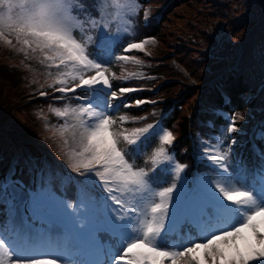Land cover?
Returning a JSON list of instances; mask_svg holds the SVG:
<instances>
[{
  "label": "snow or ice",
  "instance_id": "obj_1",
  "mask_svg": "<svg viewBox=\"0 0 264 264\" xmlns=\"http://www.w3.org/2000/svg\"><path fill=\"white\" fill-rule=\"evenodd\" d=\"M141 7L140 0H0V43L48 69L47 88L62 103L49 107L63 119L54 135L70 170L19 156L0 175V264H264V149L253 143L257 159L249 164L234 135H247L237 121L254 119L253 109L219 114L215 132L193 144L203 169L191 172L162 120L121 113L156 103L134 98L144 89L123 86L150 78L125 70L142 66L133 53L150 55L156 42L135 40ZM259 105L264 115V85ZM253 132L264 140V119Z\"/></svg>",
  "mask_w": 264,
  "mask_h": 264
},
{
  "label": "trees",
  "instance_id": "obj_2",
  "mask_svg": "<svg viewBox=\"0 0 264 264\" xmlns=\"http://www.w3.org/2000/svg\"><path fill=\"white\" fill-rule=\"evenodd\" d=\"M178 0H172V3L166 7V1L165 0H150V4L155 6L156 8L153 10V14L155 13H161V19L160 21H155L153 18L150 20V27L152 28V34L158 36V28L162 29V26L164 23H170L169 20L171 17L174 18L173 23L180 22L182 23V18H177V16H174V7L178 6L177 2ZM88 3H91V0H87ZM143 2V1H141ZM175 3V4H174ZM196 6L200 7V9H196L194 4ZM201 3H207V6H203V8L208 7L212 10H207L206 15L215 17V18H224L226 21V25L224 27H227V31L224 33L216 32L212 35H209L206 37V35L203 37L200 35V38L197 39L195 36L197 35L200 29V26L198 24H195L192 20V18H195L196 11H201ZM193 4V5H192ZM175 5V6H174ZM182 5L190 11V13L185 10V13L187 14V18L184 20V25L182 27H186V32L189 34L188 40L186 39L185 42L187 44H182V52H186L189 50L194 49L196 45H198L201 38L202 41L199 45H203L205 47L199 46L201 49L197 52V56L187 57L184 54L182 55V63L185 64L187 68H190L191 66L195 65V62H198V64L204 65L203 73L199 75V79L202 81H208L213 76H216V82L217 84L221 83L224 80L231 79L232 76L241 79L247 78L248 87H246L243 90L240 89H232L229 90L228 93L230 95L231 103H230V109L233 114L236 112L240 113V115H246V110L251 107L252 109L259 105V99H253L248 98L251 100V104H245L244 98H239V93L241 92V95H245L248 93H252L255 90V86L259 85L264 82V0H182ZM192 5V6H191ZM165 6V7H164ZM236 9V10H235ZM243 9V10H242ZM176 18V19H175ZM199 19H195V21L198 22ZM172 23V24H173ZM229 23V25H227ZM139 26L141 34H148V27H145L142 25L141 21L139 20ZM248 30L246 31V27ZM244 29L245 33L242 34L240 37H238V34L241 33V30ZM197 30V31H196ZM202 31V30H201ZM204 32V31H203ZM162 33V32H161ZM182 31V35H183ZM206 33V32H204ZM227 33V35H225ZM229 34V37H228ZM193 35V37L191 36ZM177 58H179V55H177ZM171 59H165L164 61H156V69H161L163 74H170L174 75L173 73V66L170 64ZM181 60V59H180ZM179 60V61H180ZM249 61H253L254 63V69H258L260 71L261 75L256 76V72H250V75L248 73H245L244 70L248 68ZM0 63V71L2 75H5V80L10 81L12 75H16L17 71L12 70L10 65H3ZM249 69V68H248ZM151 70L150 67L146 69V72L149 73ZM113 71L116 72V74H120V67L119 65L113 66ZM192 71V70H191ZM172 72V73H168ZM239 72V73H237ZM195 76H197V73H194ZM249 76V77H248ZM17 78V76H16ZM13 81V80H11ZM119 84L118 81L114 82ZM168 87V86H166ZM255 87V88H254ZM206 88V87H205ZM205 88L201 89L204 90ZM239 91V92H238ZM198 92V91H197ZM189 91L186 90V94H188ZM196 93V92H195ZM203 92H200V96H202ZM218 97V94H215ZM261 95V92H260ZM145 93L142 95H139L138 97H144ZM0 117L3 116L4 120L2 121L0 119V122H5L4 125H0V147L2 148V152L4 157H7L10 154L17 153L15 150H21L22 149V143L21 140L18 137V131L20 130L21 126L14 120V118L6 112L8 109L4 108V105L7 103L11 104L10 102H5L3 100H0ZM31 104L34 106L37 104L45 105V101H41L39 99H33L31 100ZM181 104V103H179ZM182 109L183 106L179 105ZM12 105V104H11ZM163 104L161 105H154L152 106V113L155 112V115L153 117L160 116V110L162 108ZM11 109V108H10ZM9 109V110H10ZM179 109H176L174 112V118L175 120L178 118L179 122H173V119L164 123L167 125V127L178 136L182 134H186L187 129L190 127V122L188 121L186 115L179 114ZM127 111V113L130 116H141V113L145 114L147 116V120H144L143 123L149 122L151 120H148L150 117V111L148 108V105H142L140 106L139 110H137L135 107H133L130 110H121V113H124ZM181 113V112H180ZM19 116H21L22 120L24 121L23 116L18 113ZM257 114V111L253 109L252 115L255 117ZM152 115V114H151ZM143 123L140 124H131L129 123L126 125L127 127H138L141 126ZM178 123V124H176ZM250 122H247L246 124L242 125V122L237 121L238 127H243L248 125ZM22 129V128H21ZM25 129H27L28 133L31 132L34 134V136L37 135L33 130H30L25 125ZM205 130L208 131L209 129L205 127ZM238 137L237 134H234ZM244 137V136H242ZM188 138L184 137L177 140V143L175 144V151L176 156L180 162H186L190 164V158L187 156L186 153L188 148ZM257 142H260V139H256ZM38 141V137L36 140ZM29 145L30 150L33 152L34 155L38 153V150L41 151V148L44 146H38L37 143H32L31 141H26ZM150 151V148H149ZM182 151V153H181ZM183 151H185L183 153ZM180 152V154H179ZM24 154V153H23ZM26 156V155H25ZM142 163V158L141 161ZM0 175H2V172H0Z\"/></svg>",
  "mask_w": 264,
  "mask_h": 264
},
{
  "label": "rangeland",
  "instance_id": "obj_3",
  "mask_svg": "<svg viewBox=\"0 0 264 264\" xmlns=\"http://www.w3.org/2000/svg\"><path fill=\"white\" fill-rule=\"evenodd\" d=\"M177 2L178 3H176V4H178V6L176 7L174 5L175 6L174 7V13H175L174 16H177V18H182V23L176 22V21L173 23L174 18L171 17V19L169 20L170 23L163 24L162 26H164V27H162V29L158 28V38H159L160 44H159L158 48L151 50L153 52H156V54L160 55L161 60L173 59V58H176L177 55H179L178 60L179 59L182 60L183 54L189 58L192 56H197L198 55L197 52L201 49L199 46H201L202 48L205 47L203 45H199L203 39V38H201L198 45L193 47L194 49L186 51V52H182V44H187L185 42V40L186 39L188 40V38H189L188 37L189 34L186 32V27H182V25L185 24L184 23L185 18H187L188 16L185 13V10H187V9H185V7H183L184 5H182V0H178ZM194 6H195V8L197 7L196 9H200V7L196 6V4H194ZM203 6H207V3H201V11L202 12L196 11V14H195L196 17L192 18L193 19L192 21L195 24H198L200 26V29L202 30V31L196 30L198 32L197 35H199V36H195L197 39L200 38V35L203 37L206 35V37H208L209 35H207V34L212 35L213 33H215V30L217 28H221L219 26L226 25V21L224 18H215V17L207 16L206 11L212 10V9H209L208 7L203 8ZM142 7L144 10L142 14H144V12L147 11L148 15H149L150 11H148V10L152 9V8L145 7V6H142ZM142 7H141V9H142ZM141 9H140L139 16L137 17L138 21L140 19V15H141ZM188 12L190 13V11H188ZM156 14L157 15H156L155 19H157L159 17V13H156ZM184 16H185V18H184ZM196 18L199 19L198 22L195 21ZM142 20L144 21V17ZM143 23H145V22H143ZM138 25H139V23H138ZM217 25H219V26L216 28ZM227 25H229V23ZM222 28H223L224 32H226L228 29L227 27H222ZM247 30H248V28L246 27V31ZM182 31L184 32L183 35H182ZM203 31L206 33H204ZM244 33H245V31H244V29H242L241 33L238 34V37H240ZM191 36L193 37V35H191ZM153 45H155V43L150 44L148 46L154 47ZM4 47L6 49H4ZM16 53L17 52L14 49H11L8 46L0 43V63H2V66L3 65L16 64V57L18 56V54H16ZM157 58H159V57H157ZM169 61H171V60H169ZM32 65L37 66V64L34 62H32ZM31 68L35 69L34 67H31ZM31 68L25 67L22 70H20V73L18 76H17V74L12 75L10 79L13 81H11V80L8 81V80H5L4 78H2V77H5V75H2L1 71H0V100H3L5 102H10L12 105L9 103L4 105V108L8 109L6 112H8L10 115H13V116H14V113H16V114L20 113L24 118V122H26L25 125L27 126V128L30 130H33L35 133H37V135L34 136L33 133H31V132L28 133L27 129H24L23 134H22L23 139L34 141L38 137L37 144L41 147L44 145L42 148H45L42 151V153L45 155V157L42 159L51 158L56 164H58L59 159H57L55 161L53 156H54V153H55V155L58 153H60V154L62 153V152H56V150L58 151V147L60 148L61 144H59L57 141H55V142L53 141V134L51 132L44 134V131H43L44 129L41 130L43 127H45V128L50 127L51 122L44 120V119H40L37 121L32 120L33 116H40L42 113H41V111H39L37 109L33 110L32 105L30 104L32 101L28 98V96H29L28 93L30 92V90H39L40 89V85H35L36 87L34 88V85L29 82L32 80L31 77L33 74V70ZM142 68L147 69L148 67L142 66ZM203 68H204V65L198 64V62H195V65L191 66L189 69L187 68L189 73L188 74L183 73V76H182L183 81L173 83V85H174L173 92L176 93L174 95H176V97H177L179 95L178 93L181 92L180 90H192V91H190L188 98L195 96L193 94L195 92H197V90L200 87H202V84H198L199 82L197 80H199V75H201L203 73V71H204ZM250 68L251 69L249 71L253 72V68L252 67H250ZM11 69L14 70V73H15V71H17V69L15 67L11 68ZM161 71H163V70L156 69V67H153V69H151L149 71V73H150V75L157 76V75L163 74ZM120 72H121V70H120ZM254 72H256V76L261 75L260 71H258V69H254ZM194 73H197V76H195ZM191 75L195 80L191 78ZM16 76H17V79H16ZM167 78H168V75L163 80H167ZM47 80H48V77L46 75L40 76V84L44 85V87H46V88H47V85H46ZM163 80H159L155 84L156 89H158L160 86L164 87V89H162L159 92V95L171 93L170 88L165 86L166 84ZM232 83H233V85L238 84L239 85L238 88L240 90H243L246 87H248V83H246V82L241 83L239 78H237V77L233 78ZM127 84H132V83H127ZM143 84H144V82H143ZM47 89H49V88H47ZM208 93L211 96H215L216 91L212 88ZM12 97H14V99H12ZM45 97H47V96H45ZM166 97H168V96H166ZM259 97H260V94H258L255 98L259 99ZM182 102H184V101H182ZM184 103H182V104H184ZM56 104L57 103H55V101H53L50 106H54ZM186 104H188L187 109H190L191 108L190 103H186ZM15 106H19V107L17 108ZM49 107L47 109V112L51 114L52 112L49 111ZM10 108H13L12 110H14V112L9 110ZM15 108H17V109H15ZM183 108H186V106L184 105ZM164 109H166V106ZM200 110L201 109L197 110L195 122H205V118L200 116V114H199ZM20 118H22V117L20 116ZM50 118H51V116H49L47 119H50ZM0 119L2 121L4 120L2 116L0 117ZM58 119L61 120V123H59V124H62L63 119L62 118H58ZM30 120L33 122H31ZM44 121H46V122L43 124ZM155 121L156 120H154L153 122L157 123ZM238 122H242V125L246 124L243 121L238 120ZM248 122H251V119H249ZM243 128L247 132V135L243 134L244 137L245 138L248 137L249 139H251V137H252V140H254V137L252 136L253 131L251 129L250 123L248 125L244 126ZM190 134L192 136V139L190 137V148H191V154H192L193 144H194V142H198V140L200 138L197 137L196 133L190 132ZM55 137H56V135H55ZM244 137L240 136L238 138V141H242ZM186 151L188 152L189 149H187ZM187 152L184 154H187ZM13 156L14 155H12L10 159H5L3 152H2V148L0 147V164H6V166H7L6 171H7L8 167L10 166V163L12 161L11 159ZM2 157H3V159H2ZM59 157H62V154L59 155ZM61 166L63 167L64 170L70 171V170H67V166L64 162L61 164Z\"/></svg>",
  "mask_w": 264,
  "mask_h": 264
}]
</instances>
